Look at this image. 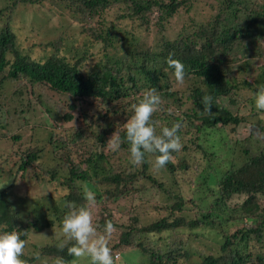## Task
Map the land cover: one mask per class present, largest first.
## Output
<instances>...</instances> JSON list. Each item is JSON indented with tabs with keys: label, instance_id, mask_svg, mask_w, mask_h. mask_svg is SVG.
<instances>
[{
	"label": "trees",
	"instance_id": "1",
	"mask_svg": "<svg viewBox=\"0 0 264 264\" xmlns=\"http://www.w3.org/2000/svg\"><path fill=\"white\" fill-rule=\"evenodd\" d=\"M45 1L60 18L66 14L54 7L66 10L77 23L82 17L84 21L79 22L87 42L68 46L70 39L59 36L50 43L48 56L31 59L19 49L10 17L4 16L0 25V93L11 99V109H5L7 102H0L5 112L0 119V175L8 171L12 178L0 188V233L18 231L26 241L29 226L37 232L54 227L56 222L62 224L67 211L61 204L73 202L78 206L85 202L84 188L76 183L80 180L96 192L98 200L113 203L130 195L142 203L137 205L140 211L146 210L142 219L139 215L131 217L132 225L110 245L112 254L116 250L119 254L140 251L150 257L148 264H178V259L190 260L191 256V264H264V140L250 132L239 138L236 130L240 123L248 122L264 133V123L254 104L253 112L240 115L216 102L240 85L252 86L246 79H236L234 67L228 69L227 63L233 60L230 54L235 48L247 54L251 47L257 50L263 44L264 48V0H222L212 19L194 23L191 32L184 28L172 40L163 35L165 23L181 8L190 6L189 0H11L0 9V20L5 10ZM111 9H115L118 20L130 19L143 30L159 31L158 39L145 43L133 31L116 27V20L108 25L103 14ZM93 45L100 49L97 59L90 51ZM170 57L181 61L185 79L191 78L192 84L185 89L172 80L174 70L167 63ZM263 74L259 73L257 81ZM149 88H156L163 101L153 116V121H158L157 133L162 127L182 125L178 133L182 150L173 153V161L163 169L153 167L154 155H146L141 166L132 165L127 142L118 152L107 148L114 132L125 137L124 124L133 115L132 105ZM42 93L58 97L64 111L47 106L41 100ZM205 95L213 99L212 115L204 113ZM32 97L39 99L49 126L42 125L47 122L43 115L39 124H28L25 113ZM15 111L21 115L18 126L28 133L27 140L22 131L8 136ZM73 121L76 123L69 126ZM80 121L87 128L76 129L82 125ZM217 127L227 131L232 144V150L223 156L203 145L205 132ZM82 133L93 138L90 151L71 153L65 148L70 154L63 159L61 152L56 155L59 147L64 149L67 143L80 140ZM55 134L57 138H53ZM236 147L241 151L239 163L229 157ZM27 171L31 181L41 186L55 183L65 192L58 200L32 208L36 213L33 220L40 215L37 223L21 224V213L12 205V188ZM95 184L105 186L104 195ZM239 196L241 201L231 202ZM43 199L48 203V197ZM109 220L100 224L104 226ZM181 234L191 236L193 244L188 248L180 245ZM151 235L161 236L166 245L158 250L147 247ZM142 236L147 238L143 241ZM34 246L52 259L63 257L68 263L74 258L68 255L67 247L61 251L56 243ZM179 247L184 249L178 255ZM22 259L32 264L34 256L24 254Z\"/></svg>",
	"mask_w": 264,
	"mask_h": 264
},
{
	"label": "rangeland",
	"instance_id": "2",
	"mask_svg": "<svg viewBox=\"0 0 264 264\" xmlns=\"http://www.w3.org/2000/svg\"><path fill=\"white\" fill-rule=\"evenodd\" d=\"M190 6L181 8L178 13H176L173 17H171L166 23L163 31V35H165L169 39H174L177 37V35L184 29L191 32L194 28V23H198L202 20L206 19H212L218 10V7L220 8L221 1L222 0H189ZM6 2H10L11 0H0V9L2 7L7 6ZM257 3H262L261 0H257ZM55 10H58L59 13L64 12L66 15L63 18H60L58 15L54 14V10H52L51 5L45 2H41V4H33L28 5L25 4L24 6H16L13 10H10L8 12L7 10L3 11V17L0 20V25H3L5 22L4 16H8L9 18V25L13 28L15 35H16V41L18 44L19 49L27 54L29 58L35 59V60H43L46 56H48L52 50V47L50 46V43L53 41H56L59 36H62L65 38L70 39L68 42V46H74L77 47L78 45H83V42H87V38H85L84 33L81 32V26L79 21H84L82 17H78V23L73 20L69 13H66V10H62L61 7H54ZM120 9V8H119ZM121 11V10H119ZM48 14H52V17H48ZM103 16L108 21V25H111L113 21L116 22L117 26H121L124 30H130L133 31L136 36L139 38L141 37L142 42H154L158 39V36L160 32L156 31L154 28H151V30L148 32L147 30H143L141 26L138 25L137 21H131L130 19H116V12L115 9H111L109 11H106ZM46 17V18H45ZM96 16L91 19L92 24H94ZM87 19V18H86ZM80 26V27H79ZM89 43V42H88ZM63 48L61 50L63 51ZM236 49V48H235ZM233 50L230 54V57L233 60H229L230 62L227 63L228 69H231V67H234V74H236V79L242 80L246 79L247 82L251 83L252 86H243L240 85V89L233 90L230 96H224L220 98L219 100H216L218 103L219 101L227 106L232 111L237 112L240 115L249 114L254 111V108L251 107L252 104H254V93L255 87H258L257 89H260L261 87H264V74L263 79L261 81H257L259 73H264V48L263 44L258 45V49H254V47L249 48L248 54L240 51ZM90 51L93 52V58L97 59L99 53L97 51H100V49L93 45L90 48ZM94 59V60H95ZM238 67V69H237ZM172 80L174 81V75H172ZM176 83V81L174 82ZM177 84V83H176ZM189 84H192L191 78H186L183 85H178L180 89H185L188 87ZM9 94V93H7ZM41 100H45V104L49 107H53V109L58 110L60 113L64 111V107L61 105V101L58 97H49V95H46L45 93L41 94ZM0 102H3V105L7 102V104L4 105L5 109H11V105H9V102H11V99L8 101V95L0 93ZM18 104V102H16ZM20 104V103H19ZM18 110V109H16ZM27 112L25 113V116H28V119L30 121L28 124L30 125H37L39 124V119L43 115L42 113V105L39 104V99L32 97V103L29 106ZM255 111L259 113V116L261 117L263 123H264V112L257 111L255 108ZM4 109L0 107V119H3L4 116ZM14 118L11 119L13 123L8 124V136L14 135L17 132H23L24 133V140H27L28 133L22 130L21 126H18V123L22 122L20 119L21 115L18 111L14 112ZM10 118V116L8 117ZM43 118L47 121L46 123L42 124L44 126H49L50 121L48 118L43 115ZM27 119V121H28ZM2 122V121H0ZM81 122V121H80ZM76 121L72 122L70 125L75 124ZM82 123V122H81ZM77 125V124H76ZM57 126V125H56ZM68 127V126H67ZM59 128V127H57ZM74 128V126H73ZM79 128H87L84 123L82 125L78 126L76 129ZM250 128V124L248 122H242L237 126V136L239 138H243L245 135H248ZM56 129V127H55ZM59 128L58 130H60ZM227 131L223 128H213L208 129L205 134L203 135V145L206 148V150L210 152L216 153L218 156L224 155L226 152H229L232 150V144L228 142L229 136L227 135ZM58 136L55 134L53 138H57ZM8 141H10L9 137H6ZM93 138H89L86 133H82L80 135V140L75 141L74 143H67V147L69 148L68 152H80L85 151L88 152L90 149H92L89 145L92 142ZM260 140H264V137H259ZM57 141V139H56ZM2 142V140H0ZM3 144L4 141H3ZM14 145H17L18 143L15 141L13 142ZM9 145V144H7ZM71 148V149H70ZM63 147H59L56 150V155L59 156L60 152L63 156H66L67 154H70L66 152V149L64 150ZM240 147H236L233 151V154H229L230 159L236 160L238 163L241 162L240 156ZM51 157V154H49ZM5 166H3L4 168ZM11 173L8 171H4L0 175V184H8L11 180ZM30 172L27 171L25 173V178L19 177L15 183L14 188H12V205L13 207L21 213L19 216V222L21 224H32L37 223L36 219H40V215L38 214L36 216V219H34V216L36 213L32 212V208H34L36 205H42L49 204L50 200H58L59 197L62 195V192H65L64 189H60L55 183H47L46 185L41 186L40 184L31 181ZM77 185L81 184V187L84 188L85 184L80 183V180H76ZM6 184V185H7ZM96 188L99 190L100 193L104 195L103 190L105 189V186H102L101 184H95ZM89 188V187H88ZM90 189V188H89ZM47 192L44 196L43 193ZM95 192V191H94ZM96 193V192H95ZM46 196L48 197V203L43 199ZM42 198V199H40ZM242 197H235L231 200V202L234 201H241ZM98 207L94 209V217H95V223L99 225L98 231L103 232V225L100 224V221L110 219L113 220L116 227V232L113 233L109 246L112 243H116L118 240L119 233L124 229H129V225H132V216L139 215V217L142 219L144 216V208L142 211L138 209L137 207L141 205L140 200L136 197L126 196L125 198L118 199L116 202L110 203L109 200L101 199L98 200ZM85 202L81 205H84ZM66 204H61L60 206L65 211H69V209L65 206ZM76 205V204H75ZM81 205H76L77 207ZM138 205V206H137ZM146 211V210H145ZM151 213V212H150ZM62 218V216L60 217ZM58 218V219H60ZM131 223V224H130ZM61 225L56 222L54 227L51 228H44L40 231H34L32 226H29V229L31 230L26 242L27 246L25 249V254H28L29 256H34V261L32 264H54L55 259L50 258L47 255H43L39 253V249L36 248L34 245L38 247H43L44 245L50 244V243H56L59 245L64 241V237L61 231ZM212 230V229H211ZM167 233H161V236L166 235ZM180 235V245L182 247L188 248L189 243L193 244V241L191 239V236H188L187 234ZM161 236H154L151 235L150 238H148L149 242L147 243V247H151L153 250H158V248L165 246L166 242H164L163 239H160ZM142 240L144 241L147 237L142 236ZM177 240V239H176ZM151 241V242H150ZM178 241V240H177ZM34 244V245H33ZM182 247H179L177 252L178 255L181 253V251L184 249ZM135 250V249H133ZM140 250V249H139ZM113 257L115 260V264H124L125 263H143L148 264V259L150 258L147 254L140 252V251H131L126 250L122 251V253L118 252V250L113 251ZM192 256L191 259L192 260ZM73 258L70 262L67 264H72ZM189 259L180 258L178 259V264H191ZM88 261H82L80 264H87Z\"/></svg>",
	"mask_w": 264,
	"mask_h": 264
},
{
	"label": "clouds",
	"instance_id": "3",
	"mask_svg": "<svg viewBox=\"0 0 264 264\" xmlns=\"http://www.w3.org/2000/svg\"><path fill=\"white\" fill-rule=\"evenodd\" d=\"M167 63L168 67L174 70L176 83L183 85L186 75L184 64L171 57ZM253 95L255 108L264 112V87ZM162 103V97L156 88L145 90L139 102L132 105L133 115L124 124L125 137L122 139L117 132H114L107 141V148L112 152H118L121 150V145L127 142L130 146V163L134 166H141L145 162L146 155L155 156L153 167L156 169H163L173 161V153L180 152L183 147L181 137L178 135L182 125L175 123L171 127H162L157 133L158 121H153V116L161 110ZM202 104L204 113L212 115V97L205 95ZM249 131L255 136L264 137V133L252 127ZM6 184H0V188ZM83 192L84 205L77 207L73 202H66L65 206L69 211L63 217L61 225L64 241L58 247L61 251L67 247L68 255L75 258L72 264H80L85 260L89 264H115L109 243L117 229L109 220L105 223L103 232L98 231L99 225L95 223L93 211L98 207L96 193L87 186L84 187ZM46 193H43V196ZM26 246L27 242L21 239L20 232L0 233V264H28L27 260L22 259ZM54 264H67V262L63 257H57Z\"/></svg>",
	"mask_w": 264,
	"mask_h": 264
}]
</instances>
